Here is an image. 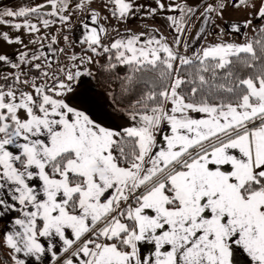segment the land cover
Segmentation results:
<instances>
[{"label": "snow or ice", "instance_id": "obj_1", "mask_svg": "<svg viewBox=\"0 0 264 264\" xmlns=\"http://www.w3.org/2000/svg\"><path fill=\"white\" fill-rule=\"evenodd\" d=\"M94 2L0 9V264H264V0Z\"/></svg>", "mask_w": 264, "mask_h": 264}, {"label": "crops", "instance_id": "obj_2", "mask_svg": "<svg viewBox=\"0 0 264 264\" xmlns=\"http://www.w3.org/2000/svg\"><path fill=\"white\" fill-rule=\"evenodd\" d=\"M33 0H0V9H4V8H16L18 6H22V5H27L32 3ZM38 2V0H37ZM138 2H142V3H148L150 2V0H138ZM177 2L179 3H183L184 0H177ZM101 0H100V5H95L92 6L95 9H100L101 8ZM235 10H240V9H234V8H228V10L224 13V19L223 20H217L216 23L217 24H221L223 25L225 21H236V20H243L244 18L241 17H233L230 15V12H234ZM104 15H107V11L104 10L103 13ZM163 17V14H161L160 16H157L156 19H160ZM82 18V17H81ZM135 21H132L131 24H128L126 26V29H132L133 31H140L142 29H144L145 27L148 28H158L161 29L164 28V31L167 29V27L165 28V22L162 21H158V20H153V19H148L145 20L143 19V17L140 18H134ZM136 19H143L141 22L136 21ZM115 20L112 21V24H115ZM79 21L77 22L76 26H75V35H79L80 34V30L78 27ZM198 25H199V17L197 15V17H194L191 25H190V32L189 35H187L185 38L189 39L191 41L192 44V48H197L200 46H204L207 44H210L212 42H216L219 39H225V40H229L231 35L228 36H216L213 34V32H215V29H211L209 30V34L204 37L203 39L200 40H196L194 38V34L196 33V31L198 30ZM142 28V29H141ZM0 31L3 32H8L10 36H15L17 33L10 28L7 25H0ZM163 31V32H164ZM169 32V30H168ZM52 34H55V28L52 31ZM169 34V33H168ZM20 35L24 38L25 43L28 42V37L25 33H20ZM47 43V41L45 42ZM19 46L17 45H13V46H9L6 43L0 42V53H8V54H12L14 52V50L16 48H18ZM29 47H32L31 45H29ZM191 53V49L189 50V54ZM7 73V71H5V68L0 67V75ZM96 96L94 101L92 102V109L93 112L95 113V118H97L98 120L103 121L106 124L109 125H119L121 123H123L124 121H122L120 119V114L114 110V108L111 106V104L109 103V98L106 97L105 93V86H101V87H96ZM159 139V137H158ZM226 170H230L227 168L226 166ZM3 228V223H0V229ZM147 254V253H145ZM239 259H240V264H248V258L246 256V254L244 253H240L239 254Z\"/></svg>", "mask_w": 264, "mask_h": 264}, {"label": "rangeland", "instance_id": "obj_3", "mask_svg": "<svg viewBox=\"0 0 264 264\" xmlns=\"http://www.w3.org/2000/svg\"><path fill=\"white\" fill-rule=\"evenodd\" d=\"M140 3H142V2H140ZM95 5H100V0H95V2L91 5V6H95ZM96 7V6H95ZM230 15L231 16H233V17H241V18H246V16H247V13L243 10V9H240V10H235L234 12H230ZM81 17L83 18V14L78 10V9H76L75 8V6L73 5V19H72V23H73V25L74 26H76V24H77V22L81 19ZM143 19H136V21H139V22H141ZM156 20H158V21H162V22H165L164 20H163V18H158V19H156ZM132 21H135V19H132V20H130L126 25H124V24H119V22H115V24L113 25L114 27H116V26H118L119 28H120V31L121 32H124V31H126L125 29H126V26L128 25V24H131V22ZM165 28H166V26H165ZM142 29V28H141ZM143 30V29H142ZM159 31L161 32V33H163L164 35H167L168 37H169V39L171 40V35L170 34H168L169 32H168V29H166L165 31H164V28H162V31H161V29H159ZM164 31V32H163ZM96 69L94 68V71H95ZM5 71H9V69H7V68H5Z\"/></svg>", "mask_w": 264, "mask_h": 264}, {"label": "trees", "instance_id": "obj_4", "mask_svg": "<svg viewBox=\"0 0 264 264\" xmlns=\"http://www.w3.org/2000/svg\"><path fill=\"white\" fill-rule=\"evenodd\" d=\"M101 3H103V0H101ZM104 15V14H103ZM232 39H236L235 37H233V36H230V39L229 40H232ZM77 51H79V48H77ZM102 79V78H101ZM93 83L95 84L96 83V81L95 80H93ZM101 86H105L104 84H98L97 85V87H101ZM6 249H4V250H0V260H3L4 259V256H5V254H6Z\"/></svg>", "mask_w": 264, "mask_h": 264}]
</instances>
